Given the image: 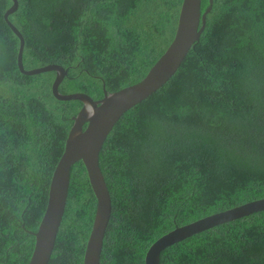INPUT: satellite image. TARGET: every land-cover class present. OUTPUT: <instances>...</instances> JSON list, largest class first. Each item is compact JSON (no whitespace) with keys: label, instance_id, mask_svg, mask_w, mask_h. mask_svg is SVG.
Wrapping results in <instances>:
<instances>
[{"label":"trees","instance_id":"1","mask_svg":"<svg viewBox=\"0 0 264 264\" xmlns=\"http://www.w3.org/2000/svg\"><path fill=\"white\" fill-rule=\"evenodd\" d=\"M24 70L66 74L92 100L140 81L171 43L182 0H15ZM0 0V264H26L55 163L81 104L22 75ZM200 13L207 0L200 1ZM167 86L123 116L98 154L110 214L98 264H143L174 229L264 198V0H212ZM95 199L73 164L47 264H81ZM159 264H264V213L166 250Z\"/></svg>","mask_w":264,"mask_h":264},{"label":"water","instance_id":"2","mask_svg":"<svg viewBox=\"0 0 264 264\" xmlns=\"http://www.w3.org/2000/svg\"><path fill=\"white\" fill-rule=\"evenodd\" d=\"M200 1H181L171 43L140 81L112 93L102 90V97L92 100L83 93L65 95L58 93L57 86L66 74L59 65L48 64L29 70L23 69L21 63L23 39L7 20L17 8V2L11 0L12 4L5 10L2 19L18 40L17 70L25 76L53 72L54 79L50 85L52 97L63 101L62 103L81 104L77 113L70 118L72 124L65 138L62 153L50 175L42 216L36 230L28 232L33 237V247L26 264H47L63 214L72 167L78 161L84 167L89 188L95 199L94 214L81 264H98L102 238L110 214V199L98 168V154L123 116L155 98L167 86L192 44L198 40L212 3V0H207L206 9L200 13ZM263 213L264 198L175 227L149 245L143 256V264H159V257L168 249Z\"/></svg>","mask_w":264,"mask_h":264}]
</instances>
